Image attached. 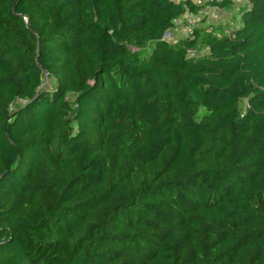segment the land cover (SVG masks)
Segmentation results:
<instances>
[{"label":"trees","instance_id":"trees-1","mask_svg":"<svg viewBox=\"0 0 264 264\" xmlns=\"http://www.w3.org/2000/svg\"><path fill=\"white\" fill-rule=\"evenodd\" d=\"M249 1L236 27L171 42L201 6L0 0V264H264V0Z\"/></svg>","mask_w":264,"mask_h":264},{"label":"rangeland","instance_id":"rangeland-1","mask_svg":"<svg viewBox=\"0 0 264 264\" xmlns=\"http://www.w3.org/2000/svg\"><path fill=\"white\" fill-rule=\"evenodd\" d=\"M179 1V0H176ZM197 6H201L202 10L197 14H190L191 17L185 16L183 18V25L184 27H189L190 25H197L198 27L206 26L209 24L214 25H230L232 27H236L240 24V12L244 7L242 4V1L236 2L231 9L225 10L220 9L218 7H214L212 5H206L205 0H191ZM186 35V29H177L172 30L171 33L166 35V39L168 41L174 42L178 41L180 38L185 37ZM154 48V42L149 43V45L142 49L140 54L142 56H145L147 54H150L152 49ZM132 49L138 53L139 49L136 47H132ZM247 98H245L244 103L246 105Z\"/></svg>","mask_w":264,"mask_h":264},{"label":"built area","instance_id":"built-area-1","mask_svg":"<svg viewBox=\"0 0 264 264\" xmlns=\"http://www.w3.org/2000/svg\"><path fill=\"white\" fill-rule=\"evenodd\" d=\"M211 1H213V0H205L206 3H207V2H211ZM217 1H219V0H217ZM239 1H242V2H243L242 4H244L243 6H245V7H249V6H250V1H249V0H234L235 3H236V2H239ZM190 14L193 15V13L188 12V13H186L184 16L179 17V18H176V19L174 20V28H173L172 30H177V29H183V30H185V29H186V35H185V37H190L191 34H192V32H193V30H194V28L197 27V25H190L189 27H184L183 22H182V21H183V18H184L185 16L188 15V17H191ZM25 20H26V18H25ZM172 30H171V31H172ZM171 31L167 32L166 35H167L168 33L170 34ZM229 33H230V32H229ZM166 35H165V39H166ZM174 42H176V41H174ZM191 53L194 54V52H192V51H191Z\"/></svg>","mask_w":264,"mask_h":264}]
</instances>
